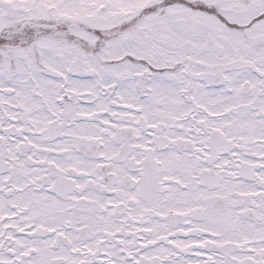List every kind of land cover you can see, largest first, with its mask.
Listing matches in <instances>:
<instances>
[{"label":"snow or ice","instance_id":"1","mask_svg":"<svg viewBox=\"0 0 264 264\" xmlns=\"http://www.w3.org/2000/svg\"><path fill=\"white\" fill-rule=\"evenodd\" d=\"M0 264H264V0H0Z\"/></svg>","mask_w":264,"mask_h":264}]
</instances>
